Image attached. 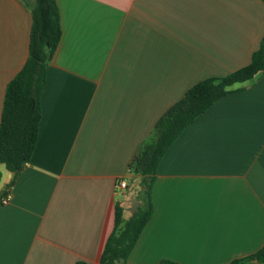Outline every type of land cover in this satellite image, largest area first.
<instances>
[{"label": "crops", "instance_id": "crops-1", "mask_svg": "<svg viewBox=\"0 0 264 264\" xmlns=\"http://www.w3.org/2000/svg\"><path fill=\"white\" fill-rule=\"evenodd\" d=\"M56 3L35 151L19 174L0 168V264H99L117 206L126 221L135 200L117 184L132 185L159 118L197 83L248 66L264 37L261 0ZM31 26L25 0H0V122ZM234 88L161 161L125 264H236L264 247V69Z\"/></svg>", "mask_w": 264, "mask_h": 264}, {"label": "trees", "instance_id": "trees-1", "mask_svg": "<svg viewBox=\"0 0 264 264\" xmlns=\"http://www.w3.org/2000/svg\"><path fill=\"white\" fill-rule=\"evenodd\" d=\"M264 3V0H261ZM32 17L28 58L23 68L8 83L0 122V168L19 174L32 158L42 118L41 96L46 88L47 72L62 37L56 0H25ZM264 69V37L248 66L223 78H210L191 87L157 121L150 142L143 144L130 171L139 190L135 200L139 212L124 220L123 208L117 206L115 228L104 246L99 264H125L144 228L153 216L152 189L158 167L181 134L215 103L234 88L254 79ZM1 181V171H0ZM264 260V247L246 260ZM76 264H90L78 262ZM174 264V263H164Z\"/></svg>", "mask_w": 264, "mask_h": 264}, {"label": "built area", "instance_id": "built-area-1", "mask_svg": "<svg viewBox=\"0 0 264 264\" xmlns=\"http://www.w3.org/2000/svg\"><path fill=\"white\" fill-rule=\"evenodd\" d=\"M27 164H25L26 166ZM129 188V182L127 179H121L118 184H117V190L118 191H125ZM3 205H8L9 204V198L4 199L2 202Z\"/></svg>", "mask_w": 264, "mask_h": 264}, {"label": "rangeland", "instance_id": "rangeland-1", "mask_svg": "<svg viewBox=\"0 0 264 264\" xmlns=\"http://www.w3.org/2000/svg\"><path fill=\"white\" fill-rule=\"evenodd\" d=\"M27 1L31 4H34V0H27ZM129 190H130V192L128 194H133V197L135 198L137 193H138L139 188H138L137 184H132L131 186H129ZM132 205L133 204H131V208H132ZM139 207H140V205H139ZM130 214H131V212L128 213V215H127L128 218L130 217Z\"/></svg>", "mask_w": 264, "mask_h": 264}, {"label": "water", "instance_id": "water-1", "mask_svg": "<svg viewBox=\"0 0 264 264\" xmlns=\"http://www.w3.org/2000/svg\"><path fill=\"white\" fill-rule=\"evenodd\" d=\"M13 175H15V173H13ZM132 208H131V210H130V212H131V214L132 215H135L136 213H138L139 212V202H137V201H135V200H133L132 201Z\"/></svg>", "mask_w": 264, "mask_h": 264}, {"label": "clouds", "instance_id": "clouds-1", "mask_svg": "<svg viewBox=\"0 0 264 264\" xmlns=\"http://www.w3.org/2000/svg\"><path fill=\"white\" fill-rule=\"evenodd\" d=\"M7 179H8V174L5 173V174H4V177H3V180L0 181V186H2V184H3L4 182H7Z\"/></svg>", "mask_w": 264, "mask_h": 264}]
</instances>
